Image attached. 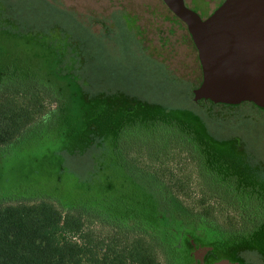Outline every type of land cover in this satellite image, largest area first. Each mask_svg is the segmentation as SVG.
Masks as SVG:
<instances>
[{
  "label": "rangeland",
  "instance_id": "obj_1",
  "mask_svg": "<svg viewBox=\"0 0 264 264\" xmlns=\"http://www.w3.org/2000/svg\"><path fill=\"white\" fill-rule=\"evenodd\" d=\"M221 1L185 0L202 19ZM9 4L25 20L35 17L29 24L35 22L37 28L24 35H14L23 34L16 28L0 33V80L8 66L37 77L52 112L15 142L0 147V204L45 199L63 210L84 209L95 226L108 221L110 226L159 238L171 264H264V110L220 107L216 117L231 120L220 124L186 96L173 94L155 62L194 85L201 75L184 25L164 4L160 0H9ZM162 38L169 40L160 42ZM145 49L153 54L152 60L145 57ZM159 106L171 112L166 114ZM231 113L242 119L233 122ZM167 119L180 124L178 130L191 129L199 139L208 131L214 156L221 160L207 163L216 164L221 183L210 203L220 214L218 225L224 229L226 218L232 219L241 232L237 236L189 228L196 225L190 216L184 217V227L176 216L168 224L160 221L156 192L141 188V173L151 177L165 165L178 179L181 173L192 175L198 160L182 135L155 124ZM146 129H152L154 138H146L142 146L134 143ZM119 140L130 145L121 158L116 157ZM225 174L234 175V183H224ZM202 180L193 174L187 186L191 197H199L209 186ZM177 200L188 209L190 200ZM107 215L115 218L106 219ZM121 217L133 220L124 222ZM242 235L246 241H240Z\"/></svg>",
  "mask_w": 264,
  "mask_h": 264
},
{
  "label": "trees",
  "instance_id": "obj_2",
  "mask_svg": "<svg viewBox=\"0 0 264 264\" xmlns=\"http://www.w3.org/2000/svg\"><path fill=\"white\" fill-rule=\"evenodd\" d=\"M13 5L9 4V0H0V33L6 32L9 34L10 29L14 28L17 29V33H23H14V35H24L26 30L29 29L34 31L37 28L34 25L35 22L29 24V21H32L35 17L25 20L21 13L13 8ZM43 5H47L48 8L49 6L52 7L45 1ZM23 6V10H25L28 5L26 3ZM29 6L33 7V4L30 3ZM32 10L35 12L34 8ZM172 17L179 21L174 15ZM184 27L192 47L196 51L188 30L185 25ZM40 31L39 28L37 32L40 33ZM165 39L169 40L168 38H162L160 42ZM163 47H167V44H163ZM145 57L152 60L154 56L146 51ZM158 58L163 57L159 56ZM155 63L159 67V72L172 85L173 94L177 97L184 95L195 102L205 116L216 123L229 124L231 122L230 119L216 117L215 112L220 107L233 109L234 111H244L247 107L264 110V108L252 102L227 104L214 101L208 97H202L201 76L199 83L194 85L173 76L170 71L166 70L162 62ZM1 77L0 147H3L15 142L24 131L41 121L42 118L50 115L52 111L50 112L49 107L46 105V97L40 90L41 87L37 77L32 76L30 73H23L14 66H8ZM45 90L50 91L51 89L47 87ZM130 101L135 103L134 100ZM159 107L164 109L166 114L171 112L166 107ZM241 117L239 113L231 115V118H235L233 122L240 121ZM155 124L158 127L160 125L162 128L175 130L177 135H182L190 146L192 145L189 148L190 150H192V147L194 148L198 159L195 162L196 169L192 172V175L181 173L183 176L178 179L175 178L172 171L170 172L169 169L164 167L165 165H162L158 171H154V176L147 177L141 173L142 179L138 180L142 186L141 188L156 192L154 201L157 213H161L160 221L167 223L166 221L169 218L174 219L176 216V222L184 227V217L190 216V219L196 222V225L188 226L189 228L209 229L216 234L231 233L234 236L241 233L239 227L230 223L232 221L230 218H226L227 220L224 221L225 223L222 225L225 227L224 229L216 222L220 218V214L216 211L215 206L210 203V199L215 194L218 195L219 192L214 194L213 191L217 189L216 185H221V183H218L220 177L216 164L207 165V163L208 161L221 160L214 156L217 154L214 153V148L207 139L208 131L204 130L206 135L203 134L199 139L191 129L182 127V130H178L177 127L180 128L181 126L174 119H167L163 122L158 120ZM150 132L152 133V129L141 131L136 135L133 142L137 143L139 141L141 142L140 146H142V142L146 138L151 136V138H154V135H150ZM120 134L122 137H119L122 139L124 133L120 132ZM116 147V157L121 158L124 156L121 152L130 147L129 141L125 140V143H121L119 140ZM193 174L197 177L202 176V181H208L209 183V186L205 188L206 190L196 198L187 193V186L192 184ZM222 178L223 182L226 183L227 181L228 185L231 182L234 183L235 179L234 175L231 174H225ZM175 196L177 199L182 197L187 201L190 200L188 209L179 203ZM87 214L84 209L80 208L63 210L53 202L45 199L33 203L0 204V264H171L170 254L163 249L164 246L159 238H150L144 231H138L134 228L130 231L115 227L113 223L110 226L108 221L95 226ZM108 216L114 217L107 215L106 219H109ZM121 220L128 222L133 219L121 217ZM133 223L135 222L133 221ZM262 224L264 225V223ZM255 231H249V234ZM242 234L248 233L243 231ZM176 238L178 239L179 236L176 235ZM246 240L247 237L242 235L240 241Z\"/></svg>",
  "mask_w": 264,
  "mask_h": 264
},
{
  "label": "water",
  "instance_id": "obj_3",
  "mask_svg": "<svg viewBox=\"0 0 264 264\" xmlns=\"http://www.w3.org/2000/svg\"><path fill=\"white\" fill-rule=\"evenodd\" d=\"M196 49L201 96L264 108V0H224L202 19L185 0H160Z\"/></svg>",
  "mask_w": 264,
  "mask_h": 264
},
{
  "label": "flooded vegetation",
  "instance_id": "obj_4",
  "mask_svg": "<svg viewBox=\"0 0 264 264\" xmlns=\"http://www.w3.org/2000/svg\"><path fill=\"white\" fill-rule=\"evenodd\" d=\"M222 2V1H221ZM221 2L219 3V4H221ZM186 3V2H185ZM219 4H218V6H219ZM187 5V4H186ZM188 6V5H187ZM217 7H215L212 11H211V13H209V15L208 16H210L211 14H212V12L216 9Z\"/></svg>",
  "mask_w": 264,
  "mask_h": 264
}]
</instances>
